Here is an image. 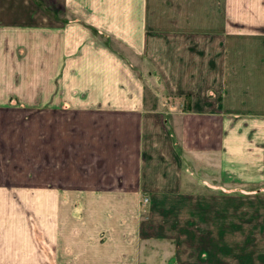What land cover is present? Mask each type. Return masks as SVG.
Segmentation results:
<instances>
[{
	"label": "crops",
	"instance_id": "crops-1",
	"mask_svg": "<svg viewBox=\"0 0 264 264\" xmlns=\"http://www.w3.org/2000/svg\"><path fill=\"white\" fill-rule=\"evenodd\" d=\"M2 42L0 104L27 113L0 264H191V232L229 217L234 255L264 218V0H0Z\"/></svg>",
	"mask_w": 264,
	"mask_h": 264
},
{
	"label": "rangeland",
	"instance_id": "rangeland-1",
	"mask_svg": "<svg viewBox=\"0 0 264 264\" xmlns=\"http://www.w3.org/2000/svg\"><path fill=\"white\" fill-rule=\"evenodd\" d=\"M10 43V44H9ZM8 43V47H12V42ZM0 49H6V43H0ZM2 54H0L1 56ZM2 67L5 69L6 61L4 59H0ZM3 62V63H2ZM146 62H148L146 60ZM147 71V70H146ZM145 71V72H146ZM149 74L146 73V76ZM149 77V76H148ZM7 80L6 73H0V85L5 84ZM148 81L149 78H148ZM188 97H186L187 99ZM22 113H27L25 110L20 106H12V105H3L0 104V163H7L16 157L22 160L24 154L22 153H12L10 150V146L14 145V141H19L20 135H22V131L24 129V118ZM21 143V140H20ZM3 170H0V173ZM4 173V171H3ZM2 181V180H0ZM264 190V188H263ZM229 192V191H228ZM240 192H246L245 190H241ZM256 193H263L262 191ZM261 202H256L254 208H259L258 204L260 205ZM245 205V202H239ZM256 216L254 217H239L238 224H239V234H238V250L235 252L234 255L231 254V234L229 232L231 222L229 217L222 218V225L223 229L225 230L222 234L212 235L207 234L205 235L206 240L205 244L203 243L204 235H198L197 232L194 234L191 232L189 235L191 249L188 251V255L186 251L181 250L179 257H189L191 260V264H198L199 259L203 261V264H232V261L238 262L239 264L245 263L247 261V256L251 257L255 245V238L259 234L258 232H254L253 228H255L259 222L263 221L264 218L257 217L258 212L255 209ZM234 220V219H233ZM234 223V222H233ZM264 225V223L262 224ZM250 228V232H248V228ZM192 231H194V227L192 226ZM228 230V231H227ZM227 231V232H226ZM260 236L263 237L264 233H260ZM201 241V246L199 243ZM202 247L199 250V247ZM183 251V252H182ZM256 252V251H254ZM199 257V259H198ZM233 257V258H232ZM203 259V260H202ZM253 259V258H252ZM206 260V261H204ZM205 262V263H204Z\"/></svg>",
	"mask_w": 264,
	"mask_h": 264
},
{
	"label": "built area",
	"instance_id": "built-area-1",
	"mask_svg": "<svg viewBox=\"0 0 264 264\" xmlns=\"http://www.w3.org/2000/svg\"><path fill=\"white\" fill-rule=\"evenodd\" d=\"M147 200V199H146Z\"/></svg>",
	"mask_w": 264,
	"mask_h": 264
}]
</instances>
